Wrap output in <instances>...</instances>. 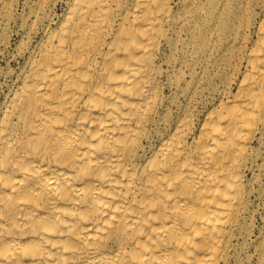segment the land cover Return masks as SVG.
I'll return each mask as SVG.
<instances>
[{
  "label": "bare ground",
  "instance_id": "bare-ground-1",
  "mask_svg": "<svg viewBox=\"0 0 264 264\" xmlns=\"http://www.w3.org/2000/svg\"><path fill=\"white\" fill-rule=\"evenodd\" d=\"M22 1L0 264H264V0Z\"/></svg>",
  "mask_w": 264,
  "mask_h": 264
},
{
  "label": "rangeland",
  "instance_id": "rangeland-1",
  "mask_svg": "<svg viewBox=\"0 0 264 264\" xmlns=\"http://www.w3.org/2000/svg\"><path fill=\"white\" fill-rule=\"evenodd\" d=\"M22 2H23L22 0H19L18 3L14 5V8L12 10V15L15 18V23L16 24L15 25L12 24L13 21H11L10 33H9V36H8V40H9L8 46L7 47H0V80H2V78H5L4 72L6 70H8V69L9 70L10 69L16 70V69H18V67L22 63L21 60H18V61H14L12 63L7 64L8 57H10L9 55L12 54L13 48H14V44L18 40V38H17L18 36L16 35V30H17V28L19 26V23H20V19L19 18L25 13V11L22 8ZM61 9L63 10V5L62 4L58 5L56 7V13H58V14L61 13V11H62ZM256 224L257 225L260 224L259 217H257V219H256ZM255 261L256 260L254 259L253 263Z\"/></svg>",
  "mask_w": 264,
  "mask_h": 264
}]
</instances>
